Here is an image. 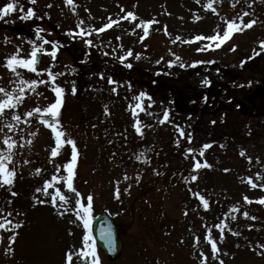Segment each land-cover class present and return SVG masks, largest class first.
Segmentation results:
<instances>
[{"label": "rangeland", "instance_id": "rangeland-1", "mask_svg": "<svg viewBox=\"0 0 264 264\" xmlns=\"http://www.w3.org/2000/svg\"><path fill=\"white\" fill-rule=\"evenodd\" d=\"M8 2L11 0H0V7ZM207 3L36 0L32 4L19 0L17 11L0 19V87L18 93L21 80L47 81L35 91L22 85L23 102L0 116V149L7 148L5 135L16 141L9 163L16 177L12 185L0 184V217L21 225L0 229V264H67L66 254L83 248V237L90 231L76 214L77 201L86 204L89 194L93 196L91 219L107 212L124 225L123 254L115 262L107 260L92 239L100 264H220L221 260L224 264H264V248L260 247L264 245V203L259 202L264 198L260 186L264 185V128L260 131L258 127L264 119L239 118L237 129L232 130L224 121L225 114L227 121L232 120L228 111L218 110L210 118L204 115L205 108L187 113L179 102L181 92L188 97L195 93L193 85L202 88L205 81L225 79L230 63L246 62V56L254 53L252 45L257 44L253 40L264 41V0H213L215 11L206 8ZM29 8L35 15L22 19ZM128 12L135 13L136 20L122 19ZM241 18L256 23L235 32L219 48L215 44L209 48L207 39H194L217 31L223 34L226 20L239 23ZM148 20L155 23L145 36L141 22ZM112 21L117 23L96 31ZM37 28L42 29L39 34ZM81 28L91 34L79 35ZM44 40L59 42L55 58L48 54L53 44ZM39 45L48 50L41 53L42 68L54 70V83L47 72L37 74L19 67L18 77L5 66L6 57L18 54L27 58ZM128 51L132 55L128 56ZM95 61H106L110 70L116 68L119 79L97 70ZM170 61L175 63L170 66ZM194 61L202 63L193 66ZM137 71L144 78L149 74L158 77L159 83L174 81L176 86L146 91L131 83L130 76ZM55 85L64 89L58 125L65 132L62 139L74 140L78 150L75 192L61 179L68 175L64 165L71 160V145L63 144L52 156L55 135L43 123V119L52 118H42L40 113L27 115L55 102ZM141 92L147 93L143 110L135 107ZM198 94L194 100L199 98L201 106L203 91ZM166 110L169 118L161 123ZM15 115L21 119L14 120ZM137 121L141 132L136 130ZM10 124L14 126L10 128ZM190 124L208 132L210 146L201 148L203 155L190 146L194 142L183 141ZM182 145L192 151H183ZM197 161L202 165L207 161L210 167L204 166L206 172L198 173L192 168ZM48 181L52 183L45 194ZM57 189L67 199L64 207ZM53 196L56 204L51 203ZM201 196L208 201V208ZM223 201L233 205L228 214L220 209ZM11 235H16L14 242L9 240ZM213 240L219 248L215 253ZM72 264H91V258L74 256Z\"/></svg>", "mask_w": 264, "mask_h": 264}, {"label": "snow or ice", "instance_id": "snow-or-ice-1", "mask_svg": "<svg viewBox=\"0 0 264 264\" xmlns=\"http://www.w3.org/2000/svg\"><path fill=\"white\" fill-rule=\"evenodd\" d=\"M67 3L71 4L73 3V0H66ZM30 3L35 4L36 0H30ZM197 3H199V0H197ZM19 4V0H11V2L5 3L2 7H0V19H3L5 16L9 15L12 12L17 11V6ZM206 8L208 9H212L213 11H215V8L213 7V0H208V3L205 5ZM75 10V9H73ZM20 11H23V8H20ZM35 12L34 9L29 8L27 13L22 17V19H29L30 17L34 16ZM245 16H247V13H244ZM131 18L132 20H136V15L133 12H128L126 16L122 17V19H129ZM117 23V21H112L109 24H105L103 26V28L100 29H96V31H104L107 28H110L112 26V24ZM143 25V29H144V33L145 36L148 35V30L149 27L155 23V21L153 20H148V21H142L141 22ZM256 23L255 20H250L247 23L244 22L243 18L240 19L239 23L236 20H226V29L224 30L223 34H221L219 31H217L215 34L208 36V37H203L202 35H197L194 39L195 40H201V39H207L209 41H213V42H217L215 43V47L219 48L221 45H223L226 41H228L229 39H231L232 35L237 32V31H243L246 28H251L254 24ZM138 27L141 25H137ZM42 31V29L37 28L36 32L37 34H39ZM69 34H72L71 32ZM90 32H87L85 29L81 28L79 31V35L84 36V35H90ZM177 39H180L179 37H177ZM33 44H35V42H32ZM44 43H52L53 44V48L52 50L48 53L49 55H51L53 58L56 57L57 55V51H58V44L59 42L57 41H47L44 40ZM87 43L90 45L92 43L91 40H88ZM261 48L264 49V41H261ZM209 48L213 47V44H209L208 45ZM200 50H204V49H198V51ZM233 50H235V46L233 47ZM42 52H48L47 49H45L43 47V45H39V46H34L32 48V51L30 53V56H28L27 58L25 57H20L18 54H13L11 56L6 57V64L5 66L11 70L13 73H15L16 76H20V72L17 71V68L22 67L25 68L33 73H42V72H47L48 76L51 78V80L53 81V83L55 82V76L56 74H54L50 69H43V68H38L37 65L40 63L39 59H38V54L42 53ZM128 56L132 55L131 51H128L127 53ZM254 55H259V52H256L254 50ZM121 61H123L125 59V57H120ZM179 59V58H177ZM157 63H159V61H157ZM175 63V61H170L169 64L171 66V64ZM197 63H202L201 61H194L193 62V66H195V64ZM209 63H213V61H210ZM242 65L243 63H245L244 61L241 62ZM128 67H131L132 65L129 64L127 65ZM74 70V69H73ZM115 83L114 81H110ZM208 81H205V83H207ZM42 83H47V81L44 80H36L33 79L31 81H27V80H21L18 82L17 87L19 88V92L16 93L15 89L13 91H8L6 90L4 87H0V93H3V98L0 99V116H4L6 110L8 109H15L18 107L19 104H21L23 102V98H24V87L22 85H27L29 87V89L35 91V88L38 84H42ZM115 91V89H113ZM53 91L55 92L56 95V99L55 102L49 104L48 106L44 107V108H40V107H36L33 111H29L27 113L28 116H33L34 113H40L42 114V118L43 115H48L50 116L52 119H43V123H45L49 128L52 129V132L55 135V140H56V148H54L52 150V156H56L58 154V149L63 145V144H70L71 148H72V154H71V160L70 162H68L67 164L64 165V167L67 169V177H61V179H66L67 181V187L69 189H71L73 192L76 191V189L73 187V179L75 176V167L77 164V158H78V150L76 147V142L70 138H65V132L58 127L59 125V115H60V109L63 105V93H64V89L62 87H60L59 85H55V87L53 88ZM75 92V88H73V93ZM147 96V93L145 92H141L139 94L138 97H136L135 99H137L138 101H140V103H137V105L135 106L136 109L139 110H143V105H142V100L144 97ZM150 99V97H149ZM135 114V111H134ZM169 118V113L166 110L163 114V119L160 121L161 123H163L164 121L168 120ZM21 119V117L19 115H15L14 116V120L19 121ZM139 121H137V125H136V130L137 132H141V129L139 127ZM14 125H9V127H13ZM0 131H2V129H0ZM181 135H183V130H180ZM142 134V133H141ZM189 139H191V137L189 136ZM3 143L5 145H7L6 149H0V151L4 152L5 154L0 155V184H6V185H12L15 181V177H16V170L14 168H10L9 167V163L12 161V156H13V148L16 145V141L12 140L9 136L5 135L4 139H3ZM210 145H204V148L209 147ZM189 151H192L191 149H189ZM203 151L200 152V155H203ZM241 155H244L243 152H241ZM202 166H208L210 167V165L207 164V161L204 162V164L202 165L199 161H197L194 165V167L196 169L201 168ZM40 170L37 169V172H39ZM227 171V169L225 170ZM55 179V177H54ZM125 179H127V177H125ZM193 180L197 179L196 176L192 177ZM249 180L251 181V178H249ZM51 181L46 182L45 184V188L43 189V191H45V194H47V187H49L51 185ZM257 185L253 184V187H256ZM261 187H264V185H260ZM37 192L42 191V189H37ZM57 195L59 196V199L61 201L64 202V204L61 205V207H64V205L67 204V199L66 197L60 193V189H57ZM79 195V194H77ZM117 195H119V192L117 191ZM201 201H203V205L205 208H208V201L201 196L200 197ZM245 200H248V197H245ZM92 201H93V196L91 194H89L86 198V204L85 203H81L79 200L77 201L78 207H79V211H77V216L83 220L84 223V227L88 228L91 224V209H92ZM45 201H39V203H44ZM57 202V197L53 196L51 203L56 204ZM251 202V201H249ZM260 203H264V198H261ZM10 203V202H9ZM67 210V209H65ZM0 211H3L2 209H0ZM8 215L10 216L11 213H8ZM245 216L248 215L247 212L244 213ZM253 219H255V217H253ZM0 220H2L3 222H0V229H13V228H19L21 225L19 223H15L13 224L11 220H8L7 217H0ZM219 227V226H218ZM2 238V237H0ZM104 238H107L109 240V242H111V232L109 230L108 233L104 234ZM16 239V235H11L9 236V240L10 241H15ZM92 235L91 232L89 231L84 237H83V242H84V247L81 248L80 250H78V252H72L69 251L66 254V262L67 264H72L73 261V257L77 256L79 258H82L84 260H88L89 258H91V264H100L99 261V257L98 254L96 252V247L95 244L92 243ZM260 247L264 248V245H261ZM212 249L213 252H218L219 248L217 247L216 241L213 240L212 241ZM9 251H11V248L9 249ZM207 259V257H205V260ZM220 264H224V261L221 260Z\"/></svg>", "mask_w": 264, "mask_h": 264}, {"label": "flooded vegetation", "instance_id": "flooded-vegetation-1", "mask_svg": "<svg viewBox=\"0 0 264 264\" xmlns=\"http://www.w3.org/2000/svg\"><path fill=\"white\" fill-rule=\"evenodd\" d=\"M255 59L243 64L240 69H232L225 74L228 86L231 87L228 92H239L242 99L250 107L256 109L255 119H257L264 117V59L260 57L258 62H255ZM233 83H238V85L235 87ZM239 85H246V92L245 87Z\"/></svg>", "mask_w": 264, "mask_h": 264}, {"label": "water", "instance_id": "water-1", "mask_svg": "<svg viewBox=\"0 0 264 264\" xmlns=\"http://www.w3.org/2000/svg\"><path fill=\"white\" fill-rule=\"evenodd\" d=\"M40 63L38 65H40ZM101 218H104V217L100 216V219ZM100 219L95 221V225H94V230L95 231L100 228V226H99V220ZM101 224L102 225L104 224L106 227L109 226L111 229H113V234L115 236L113 237V239H111V242H110L111 244L104 245V242H102V241H99V244L105 250V252L107 253V256L110 259H112V260L117 259L120 256L121 250H122V244H121V241H120V238H119L120 226H118L117 224H114L113 220L110 217H106L105 221L101 220Z\"/></svg>", "mask_w": 264, "mask_h": 264}]
</instances>
